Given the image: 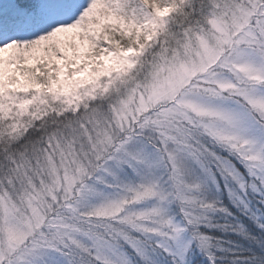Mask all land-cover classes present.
<instances>
[{"label": "snow or ice", "instance_id": "6c2138e0", "mask_svg": "<svg viewBox=\"0 0 264 264\" xmlns=\"http://www.w3.org/2000/svg\"><path fill=\"white\" fill-rule=\"evenodd\" d=\"M0 264H264V0H0Z\"/></svg>", "mask_w": 264, "mask_h": 264}]
</instances>
